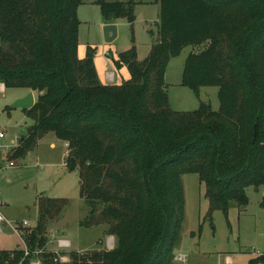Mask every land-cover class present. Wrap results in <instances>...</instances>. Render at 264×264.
<instances>
[{
    "label": "trees",
    "instance_id": "1",
    "mask_svg": "<svg viewBox=\"0 0 264 264\" xmlns=\"http://www.w3.org/2000/svg\"><path fill=\"white\" fill-rule=\"evenodd\" d=\"M159 41L139 61L135 47L120 53L121 85L101 82L94 49L78 56L83 0H0V84L37 93L34 121L8 161L25 159L48 133L68 145L79 167L82 197L91 208L87 228L107 225L112 250L46 251L45 225L67 201L40 202V222L25 248L0 251V264H42L69 255L67 264H173L185 213L182 176L206 185L208 216L232 203L248 205L247 189L264 186V0H157ZM103 22L127 18L124 2L101 4ZM182 86L198 95L218 89L193 112L171 108L166 73L187 47ZM3 154H0V156ZM72 160H74L72 162ZM40 252L37 256L35 253ZM264 264V256L249 264Z\"/></svg>",
    "mask_w": 264,
    "mask_h": 264
},
{
    "label": "rangeland",
    "instance_id": "2",
    "mask_svg": "<svg viewBox=\"0 0 264 264\" xmlns=\"http://www.w3.org/2000/svg\"><path fill=\"white\" fill-rule=\"evenodd\" d=\"M116 1L132 7L135 21L132 24L127 18L119 19L116 22L117 39L106 43L101 4ZM78 16L81 22L78 56L86 58L89 47H92L100 77L108 78L105 76L107 71L116 74L118 85L131 77L127 67L120 72L115 68L118 55L135 47L139 61H143L159 41L157 0H83ZM202 49L204 46L187 47L168 66L166 91L174 111H196L201 101L209 103L215 112L220 109L217 88H204L198 95L182 86L183 70L189 55ZM30 93L25 88L0 90V132L6 134V138L0 140V146L6 151L0 156V212L7 220L0 232V251L25 248L23 238L26 233L39 226L42 199L67 201V206L55 219L46 220V251L112 250L117 241L115 237L107 236V225L92 228L82 226L91 208L82 197L79 167L68 166L66 142L58 139L54 133H48L25 159L8 161L7 153L20 146V140L28 135L34 124L24 110L12 109L16 101ZM35 96L38 98L37 93ZM182 180L185 213L180 239L174 249L173 264H179L176 261L178 255H186L188 264H227L229 258H232L233 264H249L254 252L264 253V186L247 189L249 201L246 207L232 203L227 216L222 211H216L209 217L206 185L200 176L185 174ZM24 222L29 225L21 226ZM14 227H19V233L15 232ZM61 242L70 245L63 246ZM32 261L42 264L36 257Z\"/></svg>",
    "mask_w": 264,
    "mask_h": 264
},
{
    "label": "built area",
    "instance_id": "3",
    "mask_svg": "<svg viewBox=\"0 0 264 264\" xmlns=\"http://www.w3.org/2000/svg\"><path fill=\"white\" fill-rule=\"evenodd\" d=\"M6 138V134L4 132H0V140H4ZM5 153L6 151H4L2 149V147L0 146V154ZM7 222V220L5 219V217L1 214L0 212V232L3 231V225ZM29 223L28 222H24L23 225L21 226H28ZM14 230L16 233H19V227L18 228H15L14 227ZM61 245L63 246H69L70 244L67 243V242H61L60 243ZM40 252L38 253H35L36 256L39 254ZM30 255V252L28 251V249L25 247V257H28ZM264 256V253H260V252H254L253 253V257L254 258H257V257H262ZM38 259V258H37ZM39 260V259H38ZM176 261L179 263V264H188V259H187V256L186 255H178L176 256ZM55 262L56 263H61V264H67L70 262V257L68 255H58L56 258H55ZM31 264H40L38 262H31ZM231 264V263H229ZM259 264H262V263H259Z\"/></svg>",
    "mask_w": 264,
    "mask_h": 264
},
{
    "label": "water",
    "instance_id": "4",
    "mask_svg": "<svg viewBox=\"0 0 264 264\" xmlns=\"http://www.w3.org/2000/svg\"><path fill=\"white\" fill-rule=\"evenodd\" d=\"M104 39L106 43L114 42L118 37V25L115 21L104 22L103 25ZM36 100L33 93H30L27 97L20 99L14 103L12 109H22L29 111L34 108ZM74 160H72L73 162ZM82 184V182H81Z\"/></svg>",
    "mask_w": 264,
    "mask_h": 264
},
{
    "label": "crops",
    "instance_id": "5",
    "mask_svg": "<svg viewBox=\"0 0 264 264\" xmlns=\"http://www.w3.org/2000/svg\"><path fill=\"white\" fill-rule=\"evenodd\" d=\"M112 66H114L113 64H112ZM116 68V67H115ZM124 68V67H123ZM117 69V68H116ZM119 72L121 71V69H119L118 70ZM97 72H98V70H97ZM103 73L104 72H102L101 73V75H103ZM98 75H99V78H100V80H101V82L102 83H104V84H109V85H118L117 83V81H116V74H112V73H110L109 71H107L106 72V74H105V76H108V78L107 77H100V74H99V72H98ZM107 79V80H106ZM108 81V82H107ZM0 90H6V88L3 86V85H1L0 84ZM32 92V91H31ZM33 94H34V97H35V100L37 101V98H36V96H35V92H32ZM81 252H84V251H81ZM86 252V251H85ZM229 263H231V264H233V260H232V258L230 259H227V264H229Z\"/></svg>",
    "mask_w": 264,
    "mask_h": 264
}]
</instances>
